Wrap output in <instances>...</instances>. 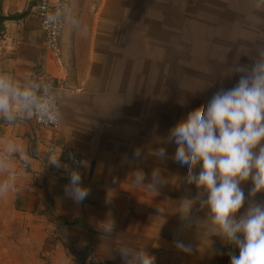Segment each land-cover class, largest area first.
<instances>
[{
  "label": "crops",
  "instance_id": "obj_1",
  "mask_svg": "<svg viewBox=\"0 0 264 264\" xmlns=\"http://www.w3.org/2000/svg\"><path fill=\"white\" fill-rule=\"evenodd\" d=\"M36 1L0 0V70L52 77L62 120L56 129L34 119L0 121V140L21 139L30 156L17 165L21 191L0 197V264H92L95 257L124 264L115 247L122 243L145 246L155 264H230L238 249L195 223L206 209L195 204L188 220L176 212L197 189L176 175L174 143L161 142L177 121L235 86L242 74H226L235 63L253 64L264 50V12L250 18L249 0H69L89 33L80 39L64 24L57 62L45 48ZM161 146L163 161L149 154ZM136 148L142 159L133 156ZM61 151L89 162L80 171L90 194L79 204L65 196L62 168L48 169L49 155ZM154 167L174 183L159 193L131 183L137 168L147 183ZM241 186L238 214L264 203V193L249 200L250 180ZM107 219L111 235L102 230ZM178 241L192 252L178 250Z\"/></svg>",
  "mask_w": 264,
  "mask_h": 264
},
{
  "label": "clouds",
  "instance_id": "obj_2",
  "mask_svg": "<svg viewBox=\"0 0 264 264\" xmlns=\"http://www.w3.org/2000/svg\"><path fill=\"white\" fill-rule=\"evenodd\" d=\"M250 18L264 12V0H249ZM61 22L80 39L87 38L88 23L66 6L58 5L45 16L46 29H54ZM241 73L235 86L214 93L200 110L189 112L177 121L161 142L174 143L172 158L179 168V180L186 179L195 185L197 196L183 198L176 207L181 218L188 220L192 209L199 203L206 209V218L195 221L204 225L210 236H219L226 244L234 245L238 255L230 254V264H264V203L245 204L242 184L251 181L248 198L252 201L264 193V50H260L251 66L237 65L226 74ZM61 92L50 80L37 78L31 72L17 77L7 70H0V121L15 125L35 119L44 124H58L62 120ZM150 155L163 161L168 158L164 146L151 150ZM59 155L50 154L47 164L63 168L69 180L64 187L65 196L75 203L83 202L90 188L82 183L80 169H87V159L71 155L74 166L62 162ZM133 156L142 159L136 148ZM30 156L25 143L16 137L0 140V197L18 194L17 165H28ZM196 169H199L197 172ZM146 181L143 169L131 173V183L159 193L160 186L173 182L154 167ZM113 193H108L109 202ZM114 223L104 221L103 231L111 235ZM176 248L190 254L192 248L176 242ZM124 264H155V256L145 246L122 243L115 246Z\"/></svg>",
  "mask_w": 264,
  "mask_h": 264
},
{
  "label": "built area",
  "instance_id": "obj_3",
  "mask_svg": "<svg viewBox=\"0 0 264 264\" xmlns=\"http://www.w3.org/2000/svg\"><path fill=\"white\" fill-rule=\"evenodd\" d=\"M68 4H69V0H37L34 6L35 13L37 17L40 19L41 30L43 31L45 35V48L47 52H49L57 62H60L62 59L63 51H62L60 39H61V34L64 28V23L61 22L54 29H46L44 26L45 16L48 12L55 10V8L58 5H63L68 8ZM46 79L50 80L54 85V81L52 77L48 76ZM35 122L39 126L51 127L55 129L60 127V122L58 124H44V123L38 122L37 120H35ZM72 154H74L77 159H82V156L78 153L67 152L62 155V162L74 166L72 163V159H71ZM48 169L53 174L59 171L58 168L52 165H49ZM61 170L60 171L69 179L64 169L62 168ZM92 264H113V263L103 258L95 257L92 259Z\"/></svg>",
  "mask_w": 264,
  "mask_h": 264
},
{
  "label": "rangeland",
  "instance_id": "obj_4",
  "mask_svg": "<svg viewBox=\"0 0 264 264\" xmlns=\"http://www.w3.org/2000/svg\"><path fill=\"white\" fill-rule=\"evenodd\" d=\"M84 1H85V0H81V3L84 2ZM197 39L199 40L200 43L202 42V37H199V38H197ZM203 39H204V38H203ZM203 65H204V64H203ZM203 65L196 64V66H197V67H200V68H203V67H204ZM207 65H209V64H208V61H207ZM222 65H223V64L221 63V67H222ZM203 69L212 72L215 68L212 67V68L209 70L208 68L205 67V68H203ZM202 73H207V72H206V71H202ZM200 80H201V79H200ZM196 93H197V94H202V92H196ZM40 256H41V253L38 254L37 257L39 258Z\"/></svg>",
  "mask_w": 264,
  "mask_h": 264
}]
</instances>
